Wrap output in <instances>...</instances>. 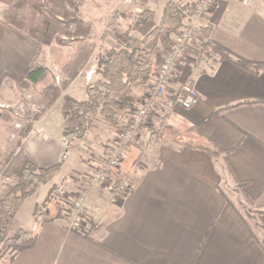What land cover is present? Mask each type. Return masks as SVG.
I'll return each mask as SVG.
<instances>
[{
    "label": "crops",
    "instance_id": "0c3cea01",
    "mask_svg": "<svg viewBox=\"0 0 264 264\" xmlns=\"http://www.w3.org/2000/svg\"><path fill=\"white\" fill-rule=\"evenodd\" d=\"M16 2L0 0V12ZM142 2L156 12L157 25L168 0ZM206 21L199 44L189 48L188 59L174 70L153 125L141 130L145 146L127 150L122 169L134 183L132 192L110 205L96 191L86 208L85 233L69 230L68 211H61L60 199V213L42 223L32 218L30 226L19 212L17 221L37 236L11 264H264L255 224H264V69L244 68L213 51L219 45L235 59L264 66V0L248 6L218 0ZM133 35L143 37L138 31ZM38 50L0 14V98L4 85L25 78ZM183 83L201 97L191 109L171 96ZM141 92L138 88L137 102ZM51 112L24 142L27 159L43 169L60 163L66 148L64 120L62 131H52L46 119ZM105 130L102 135H114ZM113 141L97 157L108 155ZM205 141L220 154L204 149ZM91 163L92 169L98 160ZM78 164L66 160L54 184L62 186ZM230 191L250 206L255 221L243 215Z\"/></svg>",
    "mask_w": 264,
    "mask_h": 264
},
{
    "label": "rangeland",
    "instance_id": "374dc122",
    "mask_svg": "<svg viewBox=\"0 0 264 264\" xmlns=\"http://www.w3.org/2000/svg\"><path fill=\"white\" fill-rule=\"evenodd\" d=\"M73 1L75 3V7L63 5L58 2L56 4L53 0H23L18 4L15 3L12 7H7L5 9L1 8L0 14L8 24H11L15 27L18 26L19 29H22L29 35H32L31 28H42L46 26L48 18L51 22L49 34L46 38L44 36V30H42L41 40L45 42L47 39L50 41V43L57 46L59 44H63L60 45V48L68 56L70 63L66 67H61L55 64L49 46L44 45L41 48L39 45H37L39 50L34 57L35 64L48 69L47 78L36 85L6 84L2 87L3 94L0 98V113H3L4 116L0 121V202L3 201L6 196L14 189L13 180L4 177L3 170L7 166V163L10 162L20 151V142L22 140L19 137L20 131L22 129H29L34 123V114L40 113L45 108L47 89L54 85L62 86L63 83H66L71 77L72 70L78 73L77 76L79 73H81L80 77L82 79L79 78L80 80L72 86V83L75 81L74 79L71 85L66 87L63 96L59 99L61 101L56 102V104L50 109L52 112L46 118L48 119L47 122L50 124V126H52L51 130L57 132L61 129L60 124L63 121V103L65 104V96L73 97L79 101L86 99V87L91 82L100 55L104 53L105 49L115 47L119 44V38H117V34L126 31L128 26L133 22L135 15L145 7L142 0H140L139 3L134 2L132 4H126L125 0ZM19 17H23L22 19L24 21L20 20ZM60 17H65L67 25L76 18L84 21V24L83 26H76L73 28L72 31H74V33L71 35V37L65 36V22H62L63 20L61 22L57 20V18ZM149 28L150 27L147 29ZM108 29L111 30V33L108 38L104 40L102 38L103 34ZM138 32L143 35L141 31ZM169 41L170 43L167 46L166 44H168ZM74 43L78 44V47H74ZM171 43V39L167 40L165 47L156 52L155 57L158 58L157 65ZM77 78L78 77H76V79ZM150 84L151 82L142 88L140 98L148 92ZM126 120L127 119L124 120V123ZM100 127V129H97L95 133L93 132L94 134H92L87 139H77L70 146L69 157L67 158L68 165H70V163L73 164L75 159L76 163L79 164L77 169L71 171L73 173L65 177L62 186L58 183L54 184L55 182L52 179L49 183L37 189V191L32 196L26 199L17 214L21 212V215L26 218V222H30L28 223L31 224L30 226L33 225L32 218H34L35 223H42L49 220V218L51 219L57 217L58 212L60 213V210L58 211L56 209V205H58L57 200L59 201V199L63 205V207H61V211L66 209V211H64L66 214V212L71 209L73 200L81 191V187L85 181L84 179H86L87 175L95 172V168L97 166H93L91 169L90 163L100 160V156L97 157L96 155L97 152L100 153L102 149H105L107 144L110 143V140H114L117 134L118 128L114 132V135H108V133L102 135V130L106 131V127ZM87 163H89L88 169L85 166ZM81 167H83V169H81ZM122 168L123 165L116 173L123 181L124 179H127L125 178L127 176L123 173ZM110 176L111 178L107 180V183H105L100 189L96 191L102 192V198L105 201V204L114 205L109 203L107 198L109 195V190L113 189L109 187H113L115 182L112 179V173ZM122 181L120 183H122ZM68 183L69 186L67 185L68 187H64V185ZM132 186H134L133 182ZM229 186L232 187L234 185L232 182H230ZM132 190L133 189H131L128 194H130ZM95 192H93V194ZM230 194L234 199V202L236 201V204L240 207L243 215L247 219L250 218L249 221H255L256 219H253L255 217V213L251 209H247L250 208V206L244 201L242 204L238 193L230 191ZM92 196L89 198L87 205L89 204ZM238 201H240L241 205L238 203ZM102 205V203L99 204V206ZM98 210L99 209H97V211ZM86 211L88 210L85 209L83 213V233L87 231ZM17 214L15 215L14 219L9 221L7 230L0 238V264L10 263L11 257L14 254L11 248L12 242H10V239H13L16 233H18V226H22L30 230V227H28L29 225L26 223L21 224L19 221H17ZM90 214L93 216L95 215L91 212ZM68 228L69 230L77 231L71 228L69 218ZM31 231L34 232V230ZM256 232L259 238H262L261 232L259 230Z\"/></svg>",
    "mask_w": 264,
    "mask_h": 264
},
{
    "label": "trees",
    "instance_id": "16d2710c",
    "mask_svg": "<svg viewBox=\"0 0 264 264\" xmlns=\"http://www.w3.org/2000/svg\"><path fill=\"white\" fill-rule=\"evenodd\" d=\"M20 1L23 0H17L16 4L20 3ZM53 1L56 4L58 2L75 7L73 0ZM182 1L168 0L160 22L157 25L155 24L156 12L144 7L135 15L133 22L128 26L127 30L117 34L119 44L105 49L104 53L100 55L91 82L86 87V99L79 101L73 97L65 96L63 107V142L66 145L65 152L60 163L43 169L36 167L27 159L24 141L30 132L33 131L36 124L46 116L50 109L63 96L66 87L71 85L78 73L72 70L69 82L63 83L62 86L54 85L47 89L45 108L40 113L34 114V123L29 129H22L20 131L19 137L22 139L20 151L7 163V166L3 170L4 177L13 180L14 189L0 202V238L7 230L9 221L15 218V215L21 209L26 199L32 196L37 189L49 183L60 172L69 156L70 146L75 140L87 139L97 129H100V126H105L109 128L111 133H114L124 123V120L129 118L131 110L138 104V88L145 87L155 77L156 52L165 47L167 40L177 35L186 26L185 16L182 12L184 6ZM19 18L24 21L23 17ZM60 18H57L59 22L62 20V22H65V36L71 37L74 33L72 31L73 28L83 26L84 24V21L76 18L67 25L65 17ZM9 25L35 41L39 47L42 48L44 45L49 46L55 64L61 67L69 65L70 59L60 48V45L63 44L57 46L50 43L47 39L45 42L41 40L42 30H44L46 38L49 34L51 22L48 18L46 26L31 28L32 35L25 33L18 26ZM148 27L150 28L147 29ZM136 31H141L143 37L138 38L134 36L133 33ZM110 33V29L106 30L102 38L106 40ZM73 46L78 47V44L74 43ZM213 51L222 59L234 61L244 68H251L255 71L264 69V66H255L242 59L233 58L227 50L219 45H215ZM47 75L48 69L38 64L36 65L35 59H33L25 78L16 84L36 85L45 80ZM3 116L4 114L0 113V121ZM203 147L212 155L220 154L213 149V146L208 141H205ZM112 179L115 181H113L114 190L122 180L116 172L112 173ZM259 214L261 215L262 213L260 212ZM255 224L262 234L261 239L257 237V242L264 251V224L256 221ZM17 230L18 233H16L13 239H10L14 254L9 264H11L15 256L31 248L36 241L37 235L35 232L22 226H18Z\"/></svg>",
    "mask_w": 264,
    "mask_h": 264
},
{
    "label": "built area",
    "instance_id": "2783aa9c",
    "mask_svg": "<svg viewBox=\"0 0 264 264\" xmlns=\"http://www.w3.org/2000/svg\"><path fill=\"white\" fill-rule=\"evenodd\" d=\"M241 5H250L253 0H232ZM139 3L140 0H125L126 4ZM218 0H194L182 8L186 26L175 36L171 45L164 52L158 62L154 80L149 90L144 94L135 108L131 110L129 118L122 124L114 138L108 155L101 157L95 172L87 175L81 191L72 202L68 211V218L72 229L83 231V213L93 192L100 189L111 173L119 171L125 161L130 147L143 148L145 141L141 130L153 125L159 101L169 95V85L175 69L188 59V50L199 44L198 33L207 26L206 16L216 6ZM206 50H211L210 46ZM177 105L191 109L201 100L198 91L189 83H183L171 95ZM113 188V187H109ZM132 182L124 179L116 189L109 190L108 202L118 204L131 189Z\"/></svg>",
    "mask_w": 264,
    "mask_h": 264
}]
</instances>
